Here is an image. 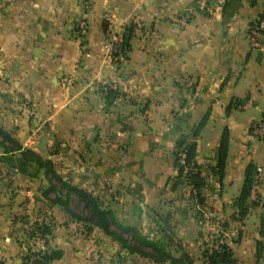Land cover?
<instances>
[{
  "label": "crops",
  "instance_id": "1",
  "mask_svg": "<svg viewBox=\"0 0 264 264\" xmlns=\"http://www.w3.org/2000/svg\"><path fill=\"white\" fill-rule=\"evenodd\" d=\"M179 16L187 25L175 23ZM263 16L264 0H226L215 16L200 12L194 0H0V129L49 160L64 182L89 193L118 224L165 242L173 257L181 246L193 264H204L202 243L207 248L222 223L238 262L257 264L264 139L250 125L264 120V32L254 48L247 30ZM80 19L88 30L77 39ZM130 27L129 51L113 64L111 38ZM206 114L195 140L205 182L196 208L206 219L200 226L190 187L175 185L174 152L181 137L193 140ZM224 129L229 146L219 181ZM0 149V171L7 172L0 176V264H32L17 241L39 212L53 217L42 252H62L51 264H158L130 254L97 227L69 221L57 204L46 210L58 184L33 164L19 167L18 152ZM249 164L262 170V181L256 206L240 223L232 217Z\"/></svg>",
  "mask_w": 264,
  "mask_h": 264
},
{
  "label": "trees",
  "instance_id": "2",
  "mask_svg": "<svg viewBox=\"0 0 264 264\" xmlns=\"http://www.w3.org/2000/svg\"><path fill=\"white\" fill-rule=\"evenodd\" d=\"M133 27L125 30L122 36L121 50L122 53L129 51V40L131 38ZM207 114L200 120V122L193 128L191 132L192 141L187 143L184 138H180L177 142V147L174 152V166L176 169L175 185L179 182H184L190 187V197L197 200L198 205L203 204L201 197V189L204 187V179L200 176L198 167L196 165V151L198 137L201 129L205 125ZM229 146V134L227 129L222 131L219 145L216 152V167L214 174L220 181L224 177L227 151ZM0 147L3 148L5 153L18 152L20 156L19 167L25 164H33L39 169L44 170V174L49 180H54L59 186V191L64 190L66 193V201L61 202L59 199L54 198L51 203L57 204L63 208L69 215L78 220L97 227L105 235L110 236L116 240L125 250L130 254H136L140 257L146 258L154 263L169 264H193L192 258L184 249L179 246L177 248L178 257H173L166 250V243L163 241H149L142 237L135 229L124 227L118 224L108 210L101 208L98 201L93 198L89 193L84 190L78 189L70 184L64 182L55 172L53 164L49 160L42 159L38 154L31 150H23L21 146L14 141L6 132L0 129ZM184 153L183 164L180 163V153ZM256 167L252 164L247 165L244 171V181L240 189L239 195L235 201L236 214L232 219L236 222H242L248 215L249 208L256 206V202L250 199L253 183L257 174ZM51 191H55L54 186H51ZM74 195L78 202L83 206L81 215H77L69 211L68 198ZM43 234H49L48 229H44ZM170 242L171 239H169ZM174 244V243H173ZM62 257V252L57 249H49L41 251L33 255L32 264H51L55 260ZM256 263L260 258V253L256 250L255 253ZM202 259L204 264H240L233 256L232 251L227 245H218L216 248L206 249L202 252Z\"/></svg>",
  "mask_w": 264,
  "mask_h": 264
},
{
  "label": "rangeland",
  "instance_id": "3",
  "mask_svg": "<svg viewBox=\"0 0 264 264\" xmlns=\"http://www.w3.org/2000/svg\"><path fill=\"white\" fill-rule=\"evenodd\" d=\"M224 9V8H223ZM203 13V12H202ZM177 19H179L178 17H175L174 18V21L175 23H177L178 25H183L179 22H177ZM83 21L85 22V29L82 30V34H79V30L77 29L78 25H80L81 23H83ZM184 25H187L184 24ZM88 30V24L86 23V21L84 19H80L77 21L76 25H75V34H76V37L77 39H81L83 38V36L85 35V33L87 32ZM124 34V32H123ZM116 37H120V36H113L111 38V41H110V44H109V51H108V54H109V57L111 59V62L113 64H117L119 62H123L124 59H125V55L127 54V51L125 53H122V50H121V45H120V49H119V53L121 55V59H118L116 58V56H114V51H113V47L114 45L111 43L112 42V39H115ZM116 39H119V38H116ZM120 41V40H119ZM122 35H121V42L122 43ZM189 86H191L189 83H188ZM2 150V149H0ZM38 153H43V152H39ZM11 164H13V162L11 163H7L5 162V165H8L10 166ZM7 172H1L0 171V176L2 174H5ZM6 176H8V174H6ZM55 184L56 181L52 180ZM258 190V189H257ZM257 192V191H256ZM66 192L64 190H61V191H53L52 193V197L59 199L61 202H65L67 197H66ZM253 200L255 202H258L259 200V195L255 193V195L253 196ZM28 200V202L30 201L29 199H26ZM68 207H69V211L77 214V215H81L82 212H83V206L78 202L77 198L74 196V195H70L69 198H68ZM192 203H193V208H194V211L196 213V218H197V222L200 223L199 225L200 226H204L205 225V217L204 215L201 213L200 210L196 209L197 207H199V205L197 204V200L195 198H192ZM47 207L45 208L47 210L48 207H51L53 206L52 203H50L49 201H47ZM60 209L62 207L58 206ZM61 211H63L65 214H69L68 212H66L65 210H63V208L61 209ZM38 215V217H37ZM43 216L44 219H43ZM25 219V218H24ZM40 219V220H38ZM43 219V221H42ZM53 221V217L52 215L50 214H47L46 212H39L36 214L35 216V221L33 220L32 224L28 226L27 230H24V233H23V237L20 238V241H17L18 244H20L21 246H23L24 250V254L27 253V255H29L30 253V256L32 255H35V254H38L39 251L41 252L43 249V245L45 244L43 242V240H46V236L47 234H43L44 232V229H48V231L50 232L51 231V223ZM69 221H72V222H75V223H79L82 225V222H79L78 220L76 219H71L69 217ZM17 222V221H16ZM260 222V221H259ZM222 223L219 225V228H218V232H211L209 235H211V239H210V243H208L207 245H209L207 248H205V243L203 242V251H205L206 249H210L211 247H217L218 245H220V243H223L224 245H226L227 243H229V235L227 236V234H224L226 231L224 229L223 226H221ZM258 239H257V242L255 244V247H256V250L259 251L260 253V258L258 259V262L257 264H264V221L260 222L259 223V229H258ZM156 231V228L154 226L150 227V233L154 234V232ZM213 233V234H212ZM200 254H198L199 256ZM31 256V257H32ZM194 257H197V254L194 256Z\"/></svg>",
  "mask_w": 264,
  "mask_h": 264
},
{
  "label": "built area",
  "instance_id": "4",
  "mask_svg": "<svg viewBox=\"0 0 264 264\" xmlns=\"http://www.w3.org/2000/svg\"><path fill=\"white\" fill-rule=\"evenodd\" d=\"M226 0H194L195 7L205 14H209L212 16L219 15L225 6ZM179 19H177V22L181 24H186L188 18L185 16H179ZM77 29L79 30V34H82V30L85 29V22L78 25ZM264 32V16L262 18H259L257 21L252 23L247 30V39L252 47L257 48L259 47V37ZM119 38V39H116ZM115 39H112V44L114 45L113 51L114 56L116 58L121 59V55L119 53L120 45H121V36L116 37ZM120 40V41H119ZM244 106H249V104H246ZM250 130L253 136H255L258 139H264V120L260 122H252L250 125ZM180 163L183 164L184 160V153H180ZM257 174L254 179L252 193L250 196V199L253 200V196L255 195L259 185L262 181V170L260 168L256 169ZM254 201V200H253ZM220 245H223V243H220Z\"/></svg>",
  "mask_w": 264,
  "mask_h": 264
},
{
  "label": "water",
  "instance_id": "5",
  "mask_svg": "<svg viewBox=\"0 0 264 264\" xmlns=\"http://www.w3.org/2000/svg\"><path fill=\"white\" fill-rule=\"evenodd\" d=\"M44 146H45V136H42L38 142V145H37V150L39 152H43L44 150ZM182 184V182H180V185Z\"/></svg>",
  "mask_w": 264,
  "mask_h": 264
}]
</instances>
